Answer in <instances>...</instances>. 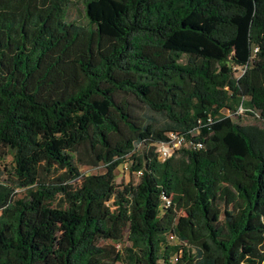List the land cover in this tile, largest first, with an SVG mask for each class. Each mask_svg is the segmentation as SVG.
Segmentation results:
<instances>
[{"label": "trees", "instance_id": "trees-1", "mask_svg": "<svg viewBox=\"0 0 264 264\" xmlns=\"http://www.w3.org/2000/svg\"><path fill=\"white\" fill-rule=\"evenodd\" d=\"M68 1L0 0V264H264V129L233 117L264 119L234 50L263 0Z\"/></svg>", "mask_w": 264, "mask_h": 264}, {"label": "rangeland", "instance_id": "rangeland-1", "mask_svg": "<svg viewBox=\"0 0 264 264\" xmlns=\"http://www.w3.org/2000/svg\"><path fill=\"white\" fill-rule=\"evenodd\" d=\"M83 0H69L66 9L67 20L75 21L80 24H85L87 19L84 14ZM261 45L264 43V0L256 6V8L249 12V14L242 20V33L240 38L235 44L236 51L239 52V59L245 57L248 51L249 45ZM252 55L247 60V65L255 66V72L257 79L252 80V84L264 83V49L258 48L256 51H252ZM240 68V67H239ZM238 73V72H237ZM236 120L244 123H250L254 126H258L264 129V119L261 118L257 113H244L239 110V116L233 115ZM77 162V160H76ZM129 156L126 155L124 161L117 164L114 169V181L116 183L136 181L137 175H135L129 169ZM80 171L83 174L101 172L104 169L103 163L98 162L96 165H87L77 163ZM10 166V154H6L2 160H0V180H6L9 177L7 173ZM15 196L20 197L24 194V189L15 187L13 189ZM114 264H122L117 261Z\"/></svg>", "mask_w": 264, "mask_h": 264}, {"label": "built area", "instance_id": "built-area-1", "mask_svg": "<svg viewBox=\"0 0 264 264\" xmlns=\"http://www.w3.org/2000/svg\"><path fill=\"white\" fill-rule=\"evenodd\" d=\"M258 49V46L255 45L253 50L256 51ZM240 67V68H239ZM246 65H239L237 66L236 74H240L245 70ZM238 72V73H237ZM239 110H243L242 106H239ZM189 144L184 136L183 133L177 131V130H169L166 132V138L163 141L156 142L155 147H154V152L156 154V157L159 160H163L167 156H169L174 149H177L180 146H185ZM135 175H139L140 170H134L132 171ZM163 204L166 205L168 204V199L163 197ZM169 239L171 240H176L175 236L171 233L168 234ZM117 246V244H116Z\"/></svg>", "mask_w": 264, "mask_h": 264}]
</instances>
